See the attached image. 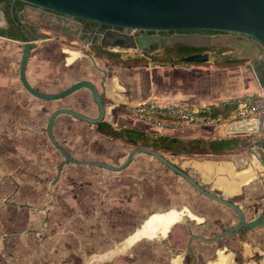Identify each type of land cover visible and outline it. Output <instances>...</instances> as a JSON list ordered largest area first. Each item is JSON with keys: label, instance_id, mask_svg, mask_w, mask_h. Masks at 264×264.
Returning a JSON list of instances; mask_svg holds the SVG:
<instances>
[{"label": "rangeland", "instance_id": "1", "mask_svg": "<svg viewBox=\"0 0 264 264\" xmlns=\"http://www.w3.org/2000/svg\"><path fill=\"white\" fill-rule=\"evenodd\" d=\"M22 15L35 20H40L42 17L46 16L45 12L30 6L25 8ZM50 36L51 38L48 40H36L37 47L31 50L27 70L29 69V72L30 70H36L37 74H35L39 78L37 81L31 80L40 86L42 84H48L50 89L44 90L50 92L59 91L83 78H89L98 85L97 81L101 72L88 55L79 52L78 56H76L72 62H69L68 56L71 55L70 50H80L84 42L79 41L76 36H69L60 31L52 33ZM213 40L214 44L212 46H203L208 47V49L204 51L210 53L209 61H215L232 50L229 48L221 52L220 49L216 48V46H223V44L227 42L226 35H214ZM13 48L14 50L9 53V62L7 61L8 70L13 76L9 75V83L6 87L0 89V219L2 222L7 223L6 229L9 232L22 230V228L26 229V206H36L40 209L47 207L50 204L48 193L51 192L53 195L54 188H63V184L70 179L68 175H65L66 173L64 171L58 176L59 164L65 159V156L50 140L46 130L52 111L61 106H69L90 116H94L98 113V107L88 87L79 88L70 95L59 99H43L29 92L18 77L23 46L17 44ZM65 48L68 50L66 51ZM88 50L94 53V51L90 49V46H88ZM121 51H123L124 55L134 53L142 54V49ZM95 57L99 66L105 68L107 71L108 68L110 70L112 69L110 68L112 67L110 64L113 62L96 54ZM44 69L46 72H44ZM47 70L53 73L47 74ZM121 111L124 113V110ZM116 120L118 124L127 123L138 126L141 125L139 122L128 119L122 115H117ZM95 126L96 124H91L71 114H61L54 122V133L59 142L69 150L71 146H69V148L67 146L74 143L75 134H83L84 138L86 137L85 134H87L90 139L98 138L93 135L92 132ZM149 128L153 129L151 127ZM224 130L225 128H220L219 132ZM249 132L250 131H244L242 134L246 136L252 134L251 136L253 137L246 138L243 141L242 147L234 152L228 154L182 153L176 155H179V157L183 159L179 157L171 158L174 161H182L185 159H209L213 161L225 159L232 161L231 159H227L232 158L237 162L238 167H243L251 160L248 149L250 143L253 142L254 138L257 136L256 132ZM234 134L240 133H235V131L228 133V135ZM95 140L96 139H94V141ZM111 147L112 146H107L106 144L105 149ZM87 152V154H82L85 159H95L98 155L95 151L91 152L90 150V152ZM71 154L75 157L79 156L72 152ZM111 155L108 153L105 154V161L111 163L116 161L115 159H117L118 154L113 152ZM143 161H146L147 164L141 168L140 164ZM66 166L69 165H65V167ZM82 167L85 168V166ZM186 168L198 175L196 172L197 170H194L193 167L188 166ZM123 170H111L99 165H93L84 170V173H86L85 175L88 177L98 176V180L100 181L98 185L99 191L103 193L105 198L103 201V218L105 219L103 228L98 227L97 229L93 228V230L89 228L91 230L88 233L82 232L79 223L75 224L72 228L73 230L65 232V228L69 226H64L66 218L64 217L63 200L52 197L53 202L49 205L52 207L50 215H46L40 211V220L38 223L41 227L40 229L44 232L41 236V240H48V243L51 245L50 254H42L40 260L36 257L37 254H33L35 245L34 239L31 237V231H36L38 228H29V238H25L27 246H25L23 250H15L16 242L12 244L14 238H12L13 240H9L10 245L13 246V250H15L19 256H24V258H26L24 264H119V262H123V260L127 263L130 250H133V247L139 246L140 248V246L142 247L141 244L149 246L151 243L156 244L158 241L167 240L169 237H160L158 232L153 238L144 237L139 239L131 248H119V246L123 245V241H129V238L134 234L133 233L127 238V236L132 233L134 225H130L129 229L126 227L128 224L125 223L123 217L113 215L114 212L117 211L121 214H126L127 211L126 208L120 209V205L119 207L117 204H112L109 198L112 193L114 196L120 192H126L131 195L134 198L131 204L133 205L131 206L133 207L132 212L136 213L137 218V214H139L138 211L141 209L143 210V208L147 206L146 202H142L141 200L149 194V189L153 192L154 197L156 192L159 194L164 191L168 194H172L173 192L177 193L176 189H174L175 186L176 188L179 187L182 192L187 195L191 191L193 192V190L190 191L189 188L186 187V183L178 179L179 176L176 177L173 172L162 166L154 157H149L146 154H139L127 171L131 173V175L127 177L133 178V180L135 179L134 182L136 183L132 184L133 180H130L129 187H123L122 184L118 185V182L123 183L126 179L129 182L128 178L122 176L121 172H123ZM66 171L70 172L69 169ZM157 178H161L159 179L160 182ZM143 179H145L148 185ZM33 180L34 182L38 181L39 184L32 185ZM54 180H57V185L52 184ZM162 181L163 183H161ZM170 183L174 185H170ZM255 183L258 185L261 183L258 175L251 184ZM251 184L240 185V187L242 186L241 190L243 192L232 196V199L237 201H239L242 196H245L244 204L248 211L254 210V208L250 207L252 203L256 204L258 201L260 203L264 202V189H258L255 186L249 187ZM214 190L219 192L218 189ZM58 193L63 195L62 192ZM190 198L192 199L193 197ZM22 210H24V213ZM112 210L115 211L113 212ZM167 211L152 213L144 224L151 219L153 214H166ZM22 213L23 217L21 216ZM190 214L193 215L192 212H190ZM250 216L251 215H249V218ZM232 218L235 219L234 217ZM74 220L73 223L80 220V217L75 216ZM138 222L137 220L136 223L138 224ZM155 225L157 224L154 223V228ZM177 225L178 224H169L168 227H164L166 231L163 235H167V233L170 234V232H168L170 227L172 226V228H174L173 226ZM262 227H257L255 229H260ZM141 228H138V230ZM120 241L121 243H119ZM45 246H47V243L42 245V247ZM9 254L16 255L14 252H9ZM141 261L142 260L139 258L136 264H141ZM152 262L154 264L157 261L153 260Z\"/></svg>", "mask_w": 264, "mask_h": 264}, {"label": "crops", "instance_id": "2", "mask_svg": "<svg viewBox=\"0 0 264 264\" xmlns=\"http://www.w3.org/2000/svg\"><path fill=\"white\" fill-rule=\"evenodd\" d=\"M17 44L19 43H9L8 40L4 39L0 35V89L6 87L9 83V75L13 76L8 70L7 61L9 60L10 51H13V47ZM231 53L232 50L228 54L223 56L231 55ZM262 64H264V62H259L257 70ZM110 65L112 66L110 67L112 69L110 70L108 68L104 83L101 79L104 75L100 71L101 73L97 81V84L99 86L97 85V87L100 92H104L108 97L110 96L114 98L116 102H119V104L115 108L114 104L110 103L105 119L118 127L131 126L144 129L153 134H170L185 139L196 137L215 139L217 138L216 135L232 136L228 135L226 130L219 132V129L224 128V126H208L196 124L182 125L175 129H163L160 131L157 126L138 120L129 113L128 106L131 103H134L138 100L140 101V99H146L153 93L162 96H174L194 106L211 108L212 105H219L225 100L234 99L244 93L256 95L264 91L258 74L255 75V73L251 70L248 60L236 62H219L215 60L209 62L176 63L165 65L153 63L133 66H126L120 63H111ZM47 71V74L53 73L49 70ZM36 72V70H30V72L29 69L27 70V76L28 79H30V82L41 90L50 89V86H48V84H42L43 86H40L32 81H37L39 79L36 75ZM44 72H46L45 69ZM121 110H124L123 112L125 114L122 113ZM117 115L125 116L128 119L139 122L141 125L138 126L127 123L118 124L116 120ZM58 116L56 117V119L58 118ZM257 124H259V120H240L235 124V133H240L239 135H243L242 133H244V131L253 129V127H255V125ZM149 127L153 129H150ZM92 132L93 135L98 138L90 139L87 134H85L86 137L84 138L83 134H75L76 136H74V143H71V145L69 144L67 146L68 148L69 146H71V149L69 148L68 151L71 150L70 153L72 152L77 156L79 155V159H85L82 154H87V151L90 152V150L91 152L95 151L96 154H98L95 159L87 160H105V154L108 153L111 155L113 152H115V154H118V156L117 159H115L116 161H113V164L121 163L127 155L129 149L123 148V144L119 140L120 138L106 134L103 130L98 128L97 125L94 127ZM94 139H96L97 141H94ZM106 144L107 146L112 147L105 149ZM167 154L174 158L179 157V155L172 154L171 152H167ZM227 159H231L232 161L225 159L219 161H213L209 159H185L176 162H180L179 164H181L182 166H191L194 168V170L200 171L203 174L204 178L207 180L213 179L214 177L215 179L213 185L216 188L221 189L226 194H234L236 192H240L243 185L248 184L249 182L254 180L257 176V171L251 167L250 162L246 166L238 167L237 162H235L232 158ZM65 165L69 166L65 167ZM82 166H85V168L87 169L88 167H92L93 165L90 166V164L78 163L73 161L65 163L62 166L61 171L58 172V176L61 174V172L64 171L66 173L65 175L69 176V181L63 184V188H54L53 195L51 192L48 193V198L50 200L49 205H51L53 202L52 197L63 200V211L64 217L66 218L64 226H69L65 228V232L73 230L72 228L75 226V224L79 223L82 228L81 231L87 233L91 229L93 230V228H103L104 225L105 219L103 218V201L105 200V198L103 193L99 191L98 185L100 181L98 180V176L88 177L87 175H85L86 173H84V170L86 169ZM129 167L121 172L122 176L128 178L129 182L126 179L123 183L118 182V185L122 184L123 187L130 186V180H133V178L127 177L131 175L130 172H127ZM256 167H258V165ZM67 169H69L70 172H67ZM226 176L229 177V179ZM134 180L132 181V184L136 183L134 182ZM143 181H145V179H143ZM56 182L57 180H54L52 184L57 185ZM33 184H39V182H34L33 180L32 185ZM240 185L242 186L240 187ZM58 192H62L63 195H60V193ZM109 200L112 204H117L118 206L120 205V209L126 208V214H121L118 211L114 212L115 210L112 211L114 212L113 215L124 218L125 223L128 224V226H126L127 228L130 229V225L135 224L137 220L140 222L142 221V224H144V222L146 221H143V218L145 216H143L142 214H137L138 216L136 218V213L132 212L133 207L131 206L133 205L131 204L133 203L134 198L128 193L120 192L116 196H114L112 193ZM49 205L42 209L36 206H26V229L22 228V230L9 232L6 229L7 223L2 222L0 219V264H24V260H26V258H24V256H19L17 252H15V250H23V248L27 246L25 238H29V228H38L36 231H31V237L32 239H34L35 245L33 254H37L36 257H38L39 260L42 254H50L49 251L51 249V245L48 243V240H41V236L44 232H42V230L40 229L41 227L38 224L40 220V211H42L46 215H50L52 207H50ZM172 209L175 212H179V216L175 217L176 220H180L183 216H185V213H181L183 212V210H178L176 208ZM22 211L24 213V210ZM23 213L21 214L22 217ZM75 216L80 217V220L73 223L75 221ZM19 220L23 221L21 219ZM176 220H174V222L172 223L175 224L177 222ZM155 223L157 224L155 225V228L151 226V231L149 233H145L146 235H142L141 238H153L154 235H156L158 232L162 234L165 233L166 230L164 226L161 225L162 223L160 221H155ZM133 233L129 234L127 238ZM12 238H14V240ZM10 239L13 240L12 244L13 242H16L15 250H13V246H11L9 243ZM44 243H47V246L42 247ZM119 243H121V241ZM131 243L132 242H128L127 240H125L123 241V245L119 246V248H131L133 247L131 246ZM141 245L142 247L140 246V250H142L135 260H133L131 255L133 250H130L128 262L126 263V261L124 262L123 260V262H119V264H136L139 258L142 260L141 264H153V260L157 261L154 264H171L174 262L180 264L182 261L180 258L177 260H173V262L169 261L168 257L163 256L162 248L157 247L155 243H151V245L149 246L146 244ZM148 248L150 249L148 250ZM9 252H14L16 255H10ZM147 252H149L150 254H147ZM230 260L231 256H226L224 253H220V260L215 264H229Z\"/></svg>", "mask_w": 264, "mask_h": 264}, {"label": "water", "instance_id": "3", "mask_svg": "<svg viewBox=\"0 0 264 264\" xmlns=\"http://www.w3.org/2000/svg\"><path fill=\"white\" fill-rule=\"evenodd\" d=\"M34 5L41 10L51 11L57 14L60 19L66 22L72 18H81L107 24L113 27H120L125 31H152L149 35L134 36L133 33L112 30L100 34L101 39L97 40L104 48L114 50L145 49L153 50L165 45L184 42L195 46H212L213 36L201 31L212 30L224 32L227 42L223 46L232 49L231 56L249 61L251 70L258 74L259 62H264V0H22ZM2 16V14H1ZM173 31L172 34L161 32ZM75 36L78 32L66 31ZM42 39V37H40ZM23 52L19 66V77L23 86L33 95L43 99H59L66 97L82 87L90 88L92 96L99 107L97 116H90L69 106L56 108L50 114L47 133L53 144L65 156L59 165V172L62 166L69 162H78L90 165H99L111 170L124 168L138 152H148L167 164L173 170L184 176L195 188L201 192L229 204L239 212V222L232 230L225 232L235 233L241 227L253 228L264 224V204L261 211L254 217L246 218L241 207L228 198H225L212 190L206 189L199 181L191 176L183 166L179 165L168 154L147 146H135L129 153L127 159L121 164L109 163L105 160H87L74 157L54 133V122L61 113L71 114L81 120L97 124L105 118L107 107L103 101V95L94 81L83 78L73 82L67 87L48 92L34 86L27 76V68L35 40H23ZM78 52L88 55L95 66H99L95 55L88 50L89 43L86 41ZM183 60L191 62H207L210 59L208 51H197L182 57ZM264 89V88H263ZM264 120V116L262 117ZM264 124V121H263ZM262 125V124H261ZM256 127H253V129ZM251 129V130H253ZM264 133V128H259ZM248 154L253 161V156L258 158L261 169L258 170V177L264 180V137L254 140L248 149ZM234 230V231H233ZM225 232H222L225 233ZM221 234H219L220 236Z\"/></svg>", "mask_w": 264, "mask_h": 264}, {"label": "flooded vegetation", "instance_id": "4", "mask_svg": "<svg viewBox=\"0 0 264 264\" xmlns=\"http://www.w3.org/2000/svg\"><path fill=\"white\" fill-rule=\"evenodd\" d=\"M27 6L36 9L38 8L34 5L25 2L24 7L18 13V16H13V17L6 16L3 9L0 8V13L2 14V16L0 17V35L4 39L8 40L9 43L16 42L23 46L22 44L23 40H35L36 44L32 47L33 49L37 47L36 40H48L49 38H51L50 34L52 33H56L60 31L63 34H67L69 36H75L69 32L68 33L66 32L69 30L72 32L79 33L78 36H76L79 41L84 43L88 41L90 49L94 51L93 54L95 55L96 48L94 47V45H100L101 47H103L99 42H97V40L101 39L100 34H105L112 30L133 33L134 36L149 35L153 33L152 31H137V30L125 31V29L120 27H113L107 24H99L97 22L81 19V18H72L66 22L63 18L60 19L57 14H52L51 11H44L41 9L40 11L45 12L46 16L42 17L40 20L39 19L35 20L29 18L28 16L22 15V12L25 10V8H27ZM201 32L209 34L211 36L219 35V34L224 35V32L212 31V30H205ZM24 33L29 35L28 39H23V37H20L18 35V34L22 35ZM161 33L172 34L173 31L161 32ZM40 37H42V39H40ZM108 49L114 50L113 48H108ZM99 70L104 75L101 78L104 83L106 79V75L103 72V70H101L100 68ZM101 93L103 95V101L107 109L110 103L114 104L115 108L117 107L119 102H116V100L110 96L108 97L104 92ZM98 114H99V107H98V113L94 116H97ZM262 117L259 120V124L255 125L256 128L254 129L256 130L253 132H256L257 136L254 138V140H256L259 137H264V133H262L261 130H258L259 128H264V124H263L264 120L262 119ZM105 118L103 120H106ZM114 126L117 128L123 127V126L118 127L116 125ZM131 137L132 136L127 134H124L123 136L119 137L120 142H122L123 144V148L129 149L127 155L125 156V158L121 163H123L127 159L131 150L135 146H138L137 144L131 141L132 140ZM161 152L167 154L168 151H161ZM139 154H146L149 157L150 156L154 157L157 162H159L169 171L173 172V174H175L176 177L179 176L178 179L186 183L187 185L186 187L189 188L190 191L193 190V192L191 191L192 193L190 192L187 195L184 194V192H182V190L179 187L176 188L175 186L174 189H176L177 193L173 192L172 194H168L166 193V191L163 190L164 192H161L160 194L156 192L154 197L153 192L149 189V194H147L146 197H144L141 200L142 202L145 201L147 204V206H145L143 210L141 209L138 211L139 215L142 214L143 216H145L143 218V221H145L154 212L167 211L170 209L169 211L166 212L168 213L173 210L172 209L173 207L178 210L185 211V216H183L179 221L175 223L178 225L173 226L174 228H172V226L170 227L168 231L170 232V234L167 233V235H163L162 233H159L160 237H169L165 241L156 242V246L162 248L163 256L168 257L169 261L171 262H173V260H177L180 258L182 260L180 264H215L220 260V253H224L225 255L231 256V260L229 264H264V227H262L264 226V224L255 226L253 228H248L246 226H243L233 234H229L225 232L227 230L226 228H228V230H232L235 227V225L239 222L240 215L237 209L233 208L229 204L223 203L201 192L200 190L195 188L184 176H182L181 174L173 170L171 167H169L167 164H165L157 157H155L154 155L148 152H143V151L138 152L137 154H135L133 159L124 168L120 170L126 169L129 166H131ZM145 164H147L146 161H143L140 164V167L141 168L144 167ZM183 168L197 181H199L202 185H204L206 189L212 190L213 192L225 198H228L233 202H236L243 210L246 218H249V215H251L250 218L254 217L261 211L264 202L260 203L258 201L256 202V204L252 203L250 207L254 208V210L248 211V209L244 204L245 196H242V198L239 201L232 199L233 195L242 193L243 192L242 190L234 194H226L221 189L216 188L213 185L215 179L214 177L213 179L207 180L204 178L203 174L200 171H196L198 173V175H196L192 173L189 169H187L185 166H183ZM159 179L157 178V180L160 182ZM260 180L261 183L259 185L256 183L251 184L253 181L252 180L251 182H249L251 184L249 187L255 186L258 189L259 188L264 189V180L261 178ZM145 183L147 184L146 181ZM161 183H163V181ZM170 185H174V184L170 183ZM214 189H218L219 192H216ZM190 197L193 198L191 199ZM190 212H192L193 215H191ZM232 217H234L235 219H233ZM141 222L139 221L138 224L137 223L133 224L134 225L132 228L133 232L138 230V228H141V226L143 225ZM257 227H262V228L255 229ZM222 232L225 233L222 234ZM219 234L221 235L219 236ZM137 241L138 240L133 241L131 243V246L135 245ZM149 249L150 248H148V250ZM140 251L141 250L139 246L133 247V252L131 254L133 260H135L139 256ZM147 254L150 253L147 252ZM171 264H179V263L174 262Z\"/></svg>", "mask_w": 264, "mask_h": 264}, {"label": "trees", "instance_id": "5", "mask_svg": "<svg viewBox=\"0 0 264 264\" xmlns=\"http://www.w3.org/2000/svg\"><path fill=\"white\" fill-rule=\"evenodd\" d=\"M25 2L22 0H0V8L3 9L6 16H18V13L24 7ZM23 39H28L29 35L26 33L18 34ZM96 48L95 54L105 57L113 63H120L126 66L153 64H176V63H197L183 60V56L197 51L207 50L208 47L195 46L189 43L177 42L165 45L161 48L153 50L142 49V54H128L124 55L123 51L111 50L94 45ZM215 48V47H214ZM221 52L229 49L227 46H216ZM246 59H238L231 55L222 56L216 61L219 62H236L245 61ZM258 77L261 85L264 88V64L258 68ZM235 99H229L221 102L219 105H212L211 112L223 113L228 115L233 108L236 107ZM98 127L110 136L120 137L124 134L132 136V142L137 145H144L152 147L161 151H168L174 154H228L234 152L242 147L243 141L246 138L253 137L247 135H232L219 136L215 139L196 137L185 139L170 134H151L150 132L131 126L115 127L106 120L97 123Z\"/></svg>", "mask_w": 264, "mask_h": 264}, {"label": "built area", "instance_id": "6", "mask_svg": "<svg viewBox=\"0 0 264 264\" xmlns=\"http://www.w3.org/2000/svg\"><path fill=\"white\" fill-rule=\"evenodd\" d=\"M234 99L236 107L228 115L211 112L208 107L191 105L174 96L155 93L131 103L128 111L138 120L157 126L160 131L196 124L224 126L227 133L235 131V124L240 120H260L264 115V91L256 95L244 93ZM255 130L248 131L252 133Z\"/></svg>", "mask_w": 264, "mask_h": 264}, {"label": "bare ground", "instance_id": "7", "mask_svg": "<svg viewBox=\"0 0 264 264\" xmlns=\"http://www.w3.org/2000/svg\"><path fill=\"white\" fill-rule=\"evenodd\" d=\"M65 50L67 51L68 49L67 48H65ZM71 51V55L70 56H68V58H69V62H72L75 58H76V56H78V53L79 52H77V51H75V50H70ZM253 161L252 162H250V165H251V167L254 169V170H256L257 171V173H258V170L259 169H261L262 168V166L260 165V163H259V161L257 160L258 158H256L255 156H253ZM176 162V161H175ZM225 164V163H224ZM227 164V163H226ZM231 165V164H230ZM258 165V167H256ZM234 170V169H233ZM214 171V170H213ZM242 176H244V175H242ZM227 177V176H226ZM228 179H229V177H227ZM229 182V181H228ZM222 184V183H221ZM224 188V187H223ZM240 189V188H239ZM183 212H185V211H183ZM183 212H181V213H183ZM177 216H179V212H175V211H170V212H168V213H166V214H162V215H160V214H158V215H154L153 214V216L151 217V219L149 220V221H147L143 226H142V228L141 229H139V230H137L136 231V233H134L130 238H129V241L128 242H133V241H135V240H137V239H139V238H141L142 237V235H146L145 233H149L150 231H151V229H152V227L151 226H154V223H155V221H160L162 224H163V226L164 227H168L169 226V224L171 225V224H173L172 222H174V220H176L175 219V217H177ZM179 220V219H178ZM178 220H176V221H178ZM151 227V228H150ZM153 232V231H152ZM163 232H164V230H163ZM227 256V255H226ZM226 259H227V257H226ZM226 261V260H225Z\"/></svg>", "mask_w": 264, "mask_h": 264}]
</instances>
